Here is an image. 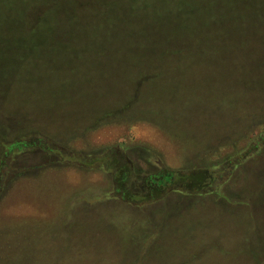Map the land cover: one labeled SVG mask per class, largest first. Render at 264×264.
<instances>
[{
	"label": "rangeland",
	"instance_id": "1",
	"mask_svg": "<svg viewBox=\"0 0 264 264\" xmlns=\"http://www.w3.org/2000/svg\"><path fill=\"white\" fill-rule=\"evenodd\" d=\"M93 30L21 53L0 99V264H264L255 67L205 45L154 69Z\"/></svg>",
	"mask_w": 264,
	"mask_h": 264
},
{
	"label": "trees",
	"instance_id": "2",
	"mask_svg": "<svg viewBox=\"0 0 264 264\" xmlns=\"http://www.w3.org/2000/svg\"><path fill=\"white\" fill-rule=\"evenodd\" d=\"M79 1L0 0L2 103L10 99L7 89L16 82V72L22 67L18 56L48 48L51 40L56 41L53 33L60 26L79 27L80 35L70 31L67 39L85 38V29L90 28L94 30L89 36L96 38L97 29L106 28L113 39L109 47L113 48L101 47L102 51L145 52V60H152L154 69L165 68L157 62L162 56L176 51L202 52L206 45L207 51H223L241 59L246 71L255 67L260 75L258 85L264 89V0H94L95 6L90 0ZM197 43H202L201 47L193 46ZM58 46V51H80L72 44ZM250 53L257 58L254 65H245ZM118 66L119 62H114V67ZM32 96L42 94L34 91Z\"/></svg>",
	"mask_w": 264,
	"mask_h": 264
}]
</instances>
